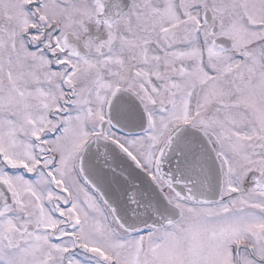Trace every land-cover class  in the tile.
<instances>
[{
	"label": "snow or ice",
	"instance_id": "snow-or-ice-1",
	"mask_svg": "<svg viewBox=\"0 0 264 264\" xmlns=\"http://www.w3.org/2000/svg\"><path fill=\"white\" fill-rule=\"evenodd\" d=\"M0 264H264V0H0Z\"/></svg>",
	"mask_w": 264,
	"mask_h": 264
}]
</instances>
